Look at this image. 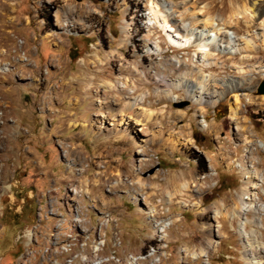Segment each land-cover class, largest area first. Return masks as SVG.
<instances>
[{
    "label": "rangeland",
    "instance_id": "374dc122",
    "mask_svg": "<svg viewBox=\"0 0 264 264\" xmlns=\"http://www.w3.org/2000/svg\"><path fill=\"white\" fill-rule=\"evenodd\" d=\"M152 3L255 52L204 68ZM262 34L264 0H0V264H248L264 247ZM235 64L253 68L234 119L235 92L203 112L179 87L208 74L220 93Z\"/></svg>",
    "mask_w": 264,
    "mask_h": 264
},
{
    "label": "bare ground",
    "instance_id": "6f19581e",
    "mask_svg": "<svg viewBox=\"0 0 264 264\" xmlns=\"http://www.w3.org/2000/svg\"><path fill=\"white\" fill-rule=\"evenodd\" d=\"M153 4L155 3H152L151 5L152 12L154 16L156 17V19L158 20L157 24L159 28H161V30L164 32V35L166 36L170 46L174 47L176 50L190 49V48H193L194 46L198 47V51H197L195 58H197L198 61L200 59V61L202 62L200 63V66L204 68L209 69L211 67L218 66V63L215 62L216 60L213 61L210 58L208 59V56H215V55H218V53L225 54V55L228 54L230 56L239 54V55H242L241 59L243 58L250 59L252 57L251 54L255 52V47L258 44L257 45L254 44V42H252L250 39L246 37H242V43L235 44V38H236L235 35L233 33H230V31L226 30V28L224 27H218V24L215 26L213 24L214 20L210 17L209 18L207 17L204 20H200L201 23L199 26H195V25L192 27L182 26V27H177V29H173V25L169 24L170 23L169 20H166L165 18L163 19V17L162 18L160 17L159 10L156 9L157 7H155ZM251 12H252L251 7H249L248 5H244L241 10H239L238 12H234L232 14L231 19L235 21L237 18H241L238 16L239 14H245L247 16V14L248 13L251 14ZM252 35L257 36V34H252ZM258 36L261 37V35H258ZM261 38H262V41L260 45L264 49V34H262ZM213 40H217L218 42H222V40H225V41H223V43L221 44L218 43L217 45H215V47H211L213 45ZM212 50L214 51L212 52ZM143 57L145 58L146 56H143ZM148 57H151V55H149ZM204 57L205 58L207 57V59H205ZM206 61H209V62H206ZM234 68H235L234 71L238 74V76L232 77V78L238 79V80L241 79L240 83L235 82V80L231 81L229 79L228 80L230 82L224 81V80L218 81L217 79H213L214 86L215 84H218L221 87V89H223V91H221L220 93L211 90V84L209 85L210 79L208 78L209 76L208 74H204V75L200 74L198 76L199 87H196V89L193 87H190L189 83L188 84L186 83L187 80H184L183 76H179L180 77L178 81L180 82L179 87H182V85L185 87V88L183 87L182 88L185 89L187 93L189 92L188 97L191 98L192 100L195 99L196 100L195 102L200 105L199 109L202 110L203 112L207 111L208 106L215 107V104L217 103V101H207L205 100V98L207 97L208 98H218V100L221 101V100L226 99L228 93L235 92V94H233L232 96L234 100H233L232 108H231V113L233 116L232 119H234L235 116L237 115V112L239 111V105L241 102L240 96H242V95L236 94L237 92L236 90L239 89L238 85L242 86L246 84V82L242 78L248 76L252 72L253 67L245 66L242 64H235ZM163 73L164 72L158 69V74H157L158 76L164 75ZM138 81L144 82L143 79H140ZM160 82L164 84H168L165 77L160 78ZM231 82H234V84ZM119 94H125V91L120 90ZM150 118H151V115H150ZM256 144L259 145L260 143L256 141ZM184 177L183 175H179L177 177L175 176L173 181L181 180ZM178 188L179 189L176 191L177 194H182L184 189L187 188V185L185 183H180L178 184ZM252 254L254 255V257H252V259L250 258L247 259L248 264H260V262L263 261L264 259V247L259 246L258 249L254 250V252L252 251ZM253 260H256V261H253Z\"/></svg>",
    "mask_w": 264,
    "mask_h": 264
},
{
    "label": "water",
    "instance_id": "95a60500",
    "mask_svg": "<svg viewBox=\"0 0 264 264\" xmlns=\"http://www.w3.org/2000/svg\"><path fill=\"white\" fill-rule=\"evenodd\" d=\"M259 95H264V80L263 82L260 84L258 90H257Z\"/></svg>",
    "mask_w": 264,
    "mask_h": 264
}]
</instances>
